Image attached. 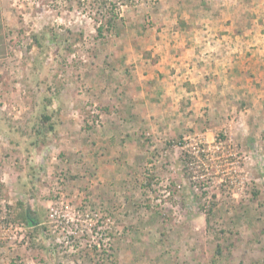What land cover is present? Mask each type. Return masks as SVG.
Segmentation results:
<instances>
[{"label": "rangeland", "instance_id": "obj_1", "mask_svg": "<svg viewBox=\"0 0 264 264\" xmlns=\"http://www.w3.org/2000/svg\"><path fill=\"white\" fill-rule=\"evenodd\" d=\"M119 16L0 0V264H264V0Z\"/></svg>", "mask_w": 264, "mask_h": 264}, {"label": "trees", "instance_id": "obj_2", "mask_svg": "<svg viewBox=\"0 0 264 264\" xmlns=\"http://www.w3.org/2000/svg\"><path fill=\"white\" fill-rule=\"evenodd\" d=\"M131 1L133 0H76L83 10L94 14V20L98 22L96 31L99 36L103 35V29L111 27L114 20L120 17L121 6Z\"/></svg>", "mask_w": 264, "mask_h": 264}, {"label": "crops", "instance_id": "obj_3", "mask_svg": "<svg viewBox=\"0 0 264 264\" xmlns=\"http://www.w3.org/2000/svg\"><path fill=\"white\" fill-rule=\"evenodd\" d=\"M223 58H224L223 56H220L219 58L218 57L215 58V56H212V58H211V55L210 54H207V55L206 54H203L201 60H203V61H210V60L221 61ZM229 59H230L229 62L231 63V65H230L231 66V69H228V68L227 69L226 68L225 69L224 68H221L220 69V66L219 65L217 67L221 71H227V72L233 71L235 73L238 72V69L241 68L239 66V63H238V60L240 61V57L238 56V58H237V55L236 54H232V56ZM230 66H228V67H230ZM203 67H206V64H205V66L203 65Z\"/></svg>", "mask_w": 264, "mask_h": 264}]
</instances>
